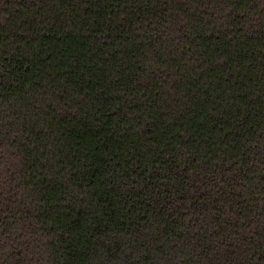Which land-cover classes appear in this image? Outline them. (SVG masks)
<instances>
[{
	"label": "trees",
	"instance_id": "obj_1",
	"mask_svg": "<svg viewBox=\"0 0 264 264\" xmlns=\"http://www.w3.org/2000/svg\"><path fill=\"white\" fill-rule=\"evenodd\" d=\"M0 264H264V0H0Z\"/></svg>",
	"mask_w": 264,
	"mask_h": 264
}]
</instances>
